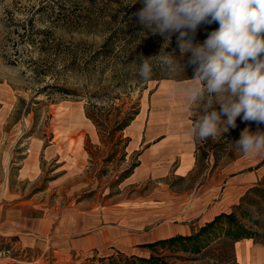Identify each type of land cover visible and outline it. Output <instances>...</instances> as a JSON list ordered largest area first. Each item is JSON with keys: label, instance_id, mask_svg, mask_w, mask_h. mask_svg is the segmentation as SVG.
Masks as SVG:
<instances>
[{"label": "rangeland", "instance_id": "374dc122", "mask_svg": "<svg viewBox=\"0 0 264 264\" xmlns=\"http://www.w3.org/2000/svg\"><path fill=\"white\" fill-rule=\"evenodd\" d=\"M143 6L144 0H0V264H149L72 247L67 224L105 208L108 214L115 199L166 187L207 205L222 202L230 188L226 213L264 242V154L245 156L235 143L245 128L264 131V123L241 115L235 128L196 138L198 159L185 177L174 175L175 158L164 174L120 183L139 161L141 149L128 152L126 133L139 111L146 110L145 124L151 118L193 125L203 115L177 107L181 94L162 83L193 78L195 66L188 64L191 53H180L178 32L152 34L140 24L136 14ZM189 36L194 44L206 40ZM164 53L181 61L184 73L164 64ZM141 55L153 57L147 80L139 75ZM226 144L230 149L215 163L210 153ZM162 166L157 162L156 170ZM242 173L252 179L231 184ZM153 250L168 264H237L227 236L199 253L167 245Z\"/></svg>", "mask_w": 264, "mask_h": 264}, {"label": "clouds", "instance_id": "9594fccd", "mask_svg": "<svg viewBox=\"0 0 264 264\" xmlns=\"http://www.w3.org/2000/svg\"><path fill=\"white\" fill-rule=\"evenodd\" d=\"M136 15L152 34L178 32L180 53H191L194 76L178 82L173 92L183 96L188 111L203 113L191 128L193 137L221 135L235 128L241 115L243 121L264 123V0H144ZM213 22L220 27L194 44L189 33ZM152 59L139 58V75L145 80L152 75ZM161 59L184 73L172 54ZM235 143L245 156L264 154V131L245 128Z\"/></svg>", "mask_w": 264, "mask_h": 264}, {"label": "crops", "instance_id": "0c3cea01", "mask_svg": "<svg viewBox=\"0 0 264 264\" xmlns=\"http://www.w3.org/2000/svg\"><path fill=\"white\" fill-rule=\"evenodd\" d=\"M162 83L169 84L171 89L176 88L173 81L165 80ZM182 104L185 106L181 95L177 97V107L183 106ZM146 114V110L139 111L127 128L128 152L138 148L141 150L138 152L137 165L120 183L133 184L151 174H164L171 159L175 158L178 159V165L174 175L185 177L196 162L195 141L191 135L193 125L190 119L184 125L177 121L175 124L163 125L160 124L162 121L151 122L150 118L145 124ZM157 162H162V170H156ZM253 178H256L255 174ZM251 179L250 173H242L232 176L229 181L231 184H244ZM230 192L228 188L224 192V200L214 205L204 204L193 195L177 194L171 187L146 190L142 194L132 193L130 196L115 199L108 214L105 208L97 216L83 214L82 220L70 218L67 225L69 232L73 234L71 245L77 249L106 252L107 255L111 251L110 254L118 253L123 257L148 258L153 254L154 248L147 247L146 244L176 235L193 234L215 215L226 212L230 205L227 197ZM76 232L79 234L75 235ZM233 253L237 264H264V242L253 237L233 241Z\"/></svg>", "mask_w": 264, "mask_h": 264}, {"label": "trees", "instance_id": "16d2710c", "mask_svg": "<svg viewBox=\"0 0 264 264\" xmlns=\"http://www.w3.org/2000/svg\"><path fill=\"white\" fill-rule=\"evenodd\" d=\"M220 25L218 22H213L211 24H208L201 28L200 30L196 31L194 36L199 39H207L208 35L215 31V29L219 28ZM192 111V110H191ZM138 113L136 110L131 116L125 117L122 122L119 123V128L123 129L125 126H127L130 121L135 117V115ZM88 116V115H87ZM95 126H98V123L94 121ZM195 141V151L198 152V145L196 138L194 137ZM230 148L226 144L223 148H221L220 152H215V154L210 153L214 155V162L217 163L219 158L226 153ZM205 157L209 156V152H203ZM198 159V156L196 154V160ZM137 165V163L133 164L130 168H128V171L122 176L120 179L123 180L125 177H127L132 171L133 168ZM262 184H264V177H262ZM239 206V204L237 205ZM234 223V224H231ZM224 224H228L226 230L222 233L221 229L224 226ZM219 230V231H218ZM222 233V234H221ZM220 236H227L230 237L233 241H236L243 237H252V234L246 229L245 226H243L240 223H237L235 215L233 212H221L214 216V218L208 222H206L204 225L200 226L196 232L193 234L182 236V235H176L170 238L157 240L152 243L146 244L147 247L150 248H156L158 245H167L170 248L176 250V251H184V252H191V253H199L201 249H203L205 246H207L210 242H212L215 238ZM138 259L142 262L149 263V264H168L164 257L160 255H154L151 254L148 258L144 257H138Z\"/></svg>", "mask_w": 264, "mask_h": 264}, {"label": "bare ground", "instance_id": "6f19581e", "mask_svg": "<svg viewBox=\"0 0 264 264\" xmlns=\"http://www.w3.org/2000/svg\"><path fill=\"white\" fill-rule=\"evenodd\" d=\"M173 99V98H172Z\"/></svg>", "mask_w": 264, "mask_h": 264}]
</instances>
